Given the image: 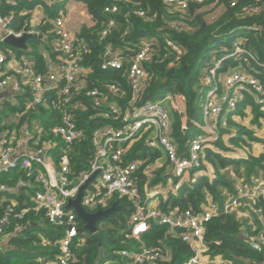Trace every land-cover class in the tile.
Returning <instances> with one entry per match:
<instances>
[{
    "label": "built area",
    "instance_id": "built-area-1",
    "mask_svg": "<svg viewBox=\"0 0 264 264\" xmlns=\"http://www.w3.org/2000/svg\"><path fill=\"white\" fill-rule=\"evenodd\" d=\"M4 1L11 7H19L23 2L18 10V17L23 20L17 23L19 27H14L13 13L0 14V177L14 179L13 182L0 181V204L4 205L0 215V249L8 245L11 235L26 229V225L36 224L30 220L23 225L22 219L39 215L48 225L61 230L55 241L57 251L45 264H69L73 258L72 247L84 242L86 231L73 207L66 205L88 182L80 201L87 212L107 209L113 202L121 205L122 200L133 204L126 229L122 231L126 245L111 251L104 264H159L168 260L171 253L168 247L162 250L148 245L142 238L151 223L165 226L168 235L190 246L192 255L183 264H228L220 255L209 254L203 236L207 222L231 213L238 218L249 217L251 212L256 214L259 228L245 240L253 250L264 254V218L261 207L255 206L264 201V170L252 181L240 180L236 194L227 195L222 203L206 194L198 211L190 208L164 210L149 205L153 200L162 202L169 196H178L184 186H193L208 163L206 150L231 159H247L245 149L238 150L228 141L237 135L230 128L229 119L235 118L240 103L248 99L264 107V81L259 77L264 74V60L260 61L255 52L244 45L242 37H234L231 49L221 50L225 54L205 67L207 90L200 103L201 123L193 122L199 132L186 137L185 149L180 153L173 137L172 118V112L178 113L179 107L172 104L171 112L163 104L170 99V94L161 99L145 100L137 107L133 105L135 94L148 80L145 65L165 62L167 66L174 65L184 53L177 42L165 38L162 54L157 53L158 43L150 38L122 49L111 43L103 46L99 54L100 69L110 71L125 67L124 75L133 93L125 109L120 110L117 99L122 96L121 86L100 81L98 86L93 85L91 69L82 64L89 46L80 32L82 27L94 26L95 21L81 1L78 2L83 10L77 26L70 21L71 10L65 9L70 0ZM111 1L105 6V13H116L118 2L125 0ZM224 1L235 7L241 0H162L179 16V20L168 23L173 30L183 29L185 13L191 7H200L199 12H206L207 6L210 9L220 7L221 14ZM248 1L254 6L245 10L257 13L261 0ZM43 3L51 7L59 5L55 16H48ZM135 13L140 17L145 15L142 10ZM116 27L115 20L108 19L98 34L99 40ZM8 36L46 39L49 50L42 51L43 71L33 55L19 52L29 51L30 39L26 42L27 50H21L6 43ZM226 59L238 61L233 68L240 65L245 68L228 71L230 68L224 69L222 64ZM82 94L92 98L94 107H104V117L114 118L111 119L114 122L92 131L93 156L87 169L74 177L70 155L75 153V146L83 136L74 118L76 110L86 108ZM10 107H16L17 111H9ZM37 108L56 112L57 119H46L45 127L30 115V111ZM143 136L147 153H161L165 158L164 179L154 182L156 170L163 167L161 164L155 169L153 163L158 157L150 164H144L148 157L136 160L128 157L133 144ZM219 141L226 150L218 146ZM228 149L233 151L228 152ZM141 176L144 180L140 191ZM41 241L44 246L49 242Z\"/></svg>",
    "mask_w": 264,
    "mask_h": 264
},
{
    "label": "trees",
    "instance_id": "trees-1",
    "mask_svg": "<svg viewBox=\"0 0 264 264\" xmlns=\"http://www.w3.org/2000/svg\"><path fill=\"white\" fill-rule=\"evenodd\" d=\"M77 1L84 4L87 12L95 21L94 26L82 27L80 32L89 46V52L83 56L82 64L91 69L93 85L98 86L100 81L101 83H117L121 86L122 96L117 99L120 110L125 109L127 102L133 97V93L124 75L125 67L121 70L110 71L100 69L99 54L105 44L111 43L113 47L122 49L127 45L133 47L143 38H150L158 43L157 53L162 54L165 51L164 39L168 38L183 48V55L172 66H167L166 62L145 65L148 80L144 88L135 94L133 104L137 107L145 100L161 99L168 94L177 95L183 99L184 112L174 111L172 113L173 137L180 153L185 149L186 137L191 136L194 132L193 122L201 123L200 103L207 90L203 80L205 67L212 57L211 51H217L215 56L219 59L222 57L220 52L223 51L221 50L229 51L232 39L239 36L243 38L244 45L254 51L260 61L264 60V0L260 1L261 8L257 13L245 10L254 6V3L248 0L239 1L235 7H230L224 1L221 14L213 20L206 18L205 11L199 12L200 7H191L185 13L184 27L180 30L168 27V23L179 20V16L162 0L120 1L118 2L119 10L113 14L104 12L105 6L111 4V0ZM22 4L23 2L20 5ZM20 5L11 7L4 0H0V14L13 13L14 27H19L20 24L17 23L23 20L22 17H18ZM43 5L50 18L55 16L58 4L52 5V7L45 3ZM138 10L144 11L145 15L138 16L135 13ZM108 19H114L117 27L100 41L98 34ZM125 30H127L126 34H124ZM45 40L32 38L28 41L29 51H19L33 55L41 71H43L44 65L39 46L49 50ZM237 63L238 61L234 59H226L222 62L224 69L229 66L235 67ZM259 77L264 81V74ZM81 99L86 108L76 110L74 118L77 119L78 127L82 128L83 136L75 146V153L70 155L74 177L87 169L88 161L93 156L92 131L99 126L114 122L111 120L114 118L104 117L106 111L104 107H94L92 98L82 94ZM245 103H250L255 111L258 110L250 99ZM8 110L17 111L16 107H10ZM30 112L33 119H37L35 118L37 114L41 119H57L56 112L49 109L37 108ZM41 122L45 127L47 126L45 120ZM229 124L237 127L239 134L231 137V142L236 145L245 144L241 136L249 133L232 119H229ZM183 127L187 130H184ZM249 138L252 139L251 136ZM143 141L144 136L133 144L128 155L130 160L148 157V161H153L158 156L157 152L148 154ZM217 144L226 150L220 141ZM139 151L140 153H138ZM205 158L214 170L213 178L209 179L206 175H200L193 186H184L180 189L178 196H169L165 201H162L160 203L162 209L178 208L183 210L190 208L193 211H198L201 204L205 202L206 194L214 201L222 203L227 195L236 194V181L230 175V171L241 176V170H243L244 176L249 178L257 170L263 169L264 153L258 156L249 155L247 159H231L214 151L206 150ZM163 168L165 169L164 166ZM163 175L164 171L160 169L154 182L161 180ZM143 180L144 177L141 176L140 191ZM0 181L13 182L14 179L9 181L6 176H2ZM119 204L122 205V208L100 223L96 234L86 233L84 242L78 247H72L73 258L69 264H104L111 251L126 245L122 231L126 229L133 204L126 200L120 201ZM3 206L0 204V215L3 214ZM255 206L261 207L264 218V201L257 202ZM251 214V222L238 218L234 213L221 214L207 222L203 239L208 246L209 254L220 255L228 261V264H264V254L253 250L245 240L246 236H253L259 228L256 214L253 212ZM30 220L36 224L11 235L8 245L0 249V264H45L46 260L53 259L57 251L55 241L60 237L61 230L48 225L45 219L39 215L28 216L20 222L25 225ZM99 238L104 250V258H99ZM142 238L148 245L158 246L162 250L169 248L171 252L169 259L159 264H183L192 255L190 246L179 238L168 235L167 228L163 225L151 223L149 230L142 235ZM42 239L49 242L44 246Z\"/></svg>",
    "mask_w": 264,
    "mask_h": 264
},
{
    "label": "rangeland",
    "instance_id": "rangeland-1",
    "mask_svg": "<svg viewBox=\"0 0 264 264\" xmlns=\"http://www.w3.org/2000/svg\"><path fill=\"white\" fill-rule=\"evenodd\" d=\"M65 9H70L71 12H72V16L70 17V21L72 22V25L73 26H77L78 24V21L77 19L80 17V13L81 10H83V7H82V4L80 2H76V1H69V2H66V5H65ZM205 10H207L206 12L208 13V16H207V13H206V16L207 18H211L212 16H217L219 13H220V7H216V8H213V9H210L208 6L204 8ZM74 11V12H73ZM45 47H41L39 46V50L42 52L44 51ZM47 50V49H46ZM217 51H211V59L209 61V63H214V61L217 59L216 56H215V53ZM221 53V56H223L225 53L224 52H220ZM208 63V64H209ZM228 68H230L228 71H232V70H238V69H243L245 68L244 65H240L238 66L237 68H233V66H229ZM204 82V80H203ZM169 100V99H168ZM174 100V103H180V106L183 107V101L182 100H179V98L177 99L178 101H175V99H172ZM173 104V103H171ZM241 108L239 106V109H238V115H235V118L236 119V124L240 125L241 127H243L249 134H243L241 136V138L243 139V141L245 142L244 143H239V144H233V146H235L238 150L240 149H244L246 147H248L247 149L250 150L251 153H253L252 151V147L255 146V147H261L262 149L264 148V107L263 106H257V104L254 102V106L257 107V111H255L253 109V106L250 104V103H242L241 104ZM173 110H171L172 112ZM173 113V112H172ZM241 113V114H239ZM9 116H13L11 113H8ZM35 118H37L38 120L40 121H43V120H46V119H41L40 118V115L37 114L35 116ZM232 126V128L236 129V133L237 135L238 132H237V127L233 126V125H230ZM249 136L252 137L249 138ZM151 153V152H148V154ZM154 161V160H153ZM153 161H148V159L146 160V162L144 164H150V162L153 163ZM156 162L153 163L155 169H157L159 166H156L155 165ZM143 164V165H144ZM162 166H167V163L164 162L162 163ZM160 169H163V171L167 168H159L158 170H156V173H158V171ZM263 170H264V167H263ZM158 175V174H157ZM242 219V218H241ZM106 228L109 227V226H105ZM87 235V234H86Z\"/></svg>",
    "mask_w": 264,
    "mask_h": 264
},
{
    "label": "water",
    "instance_id": "water-1",
    "mask_svg": "<svg viewBox=\"0 0 264 264\" xmlns=\"http://www.w3.org/2000/svg\"><path fill=\"white\" fill-rule=\"evenodd\" d=\"M38 36L40 37V35ZM30 38V36H23L21 38H14L13 36H8L6 37L5 41L16 49L27 50L28 46L26 42ZM93 177L94 175H92L90 179H92ZM87 184L88 182H86L80 187L77 197L73 200H70L67 203L66 207H73L74 211L76 212L77 219L84 223V230L93 235L97 233L99 223H101L105 219H108L113 213L118 212L122 208V205H118L116 202H113L112 205L107 209L98 210L93 213L87 212L80 203L83 194V189L87 186ZM27 227L28 225H26L25 228ZM98 246L100 248L99 258H101L104 253V250L101 246L100 238L98 239Z\"/></svg>",
    "mask_w": 264,
    "mask_h": 264
},
{
    "label": "crops",
    "instance_id": "crops-1",
    "mask_svg": "<svg viewBox=\"0 0 264 264\" xmlns=\"http://www.w3.org/2000/svg\"><path fill=\"white\" fill-rule=\"evenodd\" d=\"M76 1V0H75ZM76 2H78V1H76ZM82 3V2H81ZM83 4V3H82ZM74 12V11H73ZM71 14H72V12H71ZM78 14H80L81 15V12L80 13H78ZM72 15H70V17H71ZM179 98V100H182L183 101V99L181 98V97H179V96H177V95H171L170 94V99L168 100H166V101H164L163 102V104L165 105V107L168 109V110H172V104L171 103H173V104H176V103H174V100H172V99H175V101H178L177 99ZM179 102V101H178ZM241 104L242 103H240V108L242 107L241 106ZM177 105H178V107H179V110L180 111H178V113H183L184 112V109H185V107H184V104H183V107H181L180 106V103H177ZM238 109H239V107H238ZM238 109H237V111H236V115H238ZM234 122H236V119H232ZM195 127H194V129H193V134H195V133H197V132H199V129L197 128V126L196 125H194ZM230 128L232 129V130H236V129H234V128H232V126H230ZM192 134V135H193ZM229 141V143H231L232 144V142H231V140H228ZM248 147H246V148H244L245 150H246V157L248 158V156L249 155H254V156H258L259 154H261V153H264V148L262 149L261 147H255V146H253L252 147V151H253V153H251L250 152V150H248L247 149ZM232 152L233 150H229L228 149V152ZM234 155V154H233ZM158 159L156 160V164L159 166V165H161L162 163H164L165 162V158H164V156L161 154V153H158ZM232 159H234V158H232ZM241 172H242V175L241 176H237V174H235L233 171H230V175L232 176V178H234L235 179V181H236V185L238 184V182L240 181V180H243V181H252L253 179H255V178H259L261 175H262V172H263V169H260V170H257L255 173H253V174H251L250 175V177L249 178H246L245 176H244V174H243V170H241ZM201 175H206V176H208L210 179H212L213 178V176H214V170H213V168H212V166L209 164V163H207L205 166H204V169H202L201 170V173H200ZM213 175L212 177H210V175ZM160 201H158V200H153V201H151L150 203H149V205H151V206H160ZM251 216H252V214L251 213H249V217H245V218H243V219H247V220H249L250 222H251ZM103 222V221H102ZM101 222V223H102ZM100 224V223H99ZM86 233H88L87 231H86ZM104 254V253H103Z\"/></svg>",
    "mask_w": 264,
    "mask_h": 264
}]
</instances>
